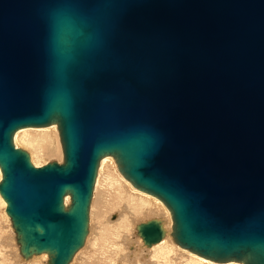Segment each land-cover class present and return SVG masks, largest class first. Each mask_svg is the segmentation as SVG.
Wrapping results in <instances>:
<instances>
[{"label":"water","instance_id":"95a60500","mask_svg":"<svg viewBox=\"0 0 264 264\" xmlns=\"http://www.w3.org/2000/svg\"><path fill=\"white\" fill-rule=\"evenodd\" d=\"M53 124L63 162L38 168L15 133ZM106 156L181 247L264 264V0H0V194L25 259L72 263Z\"/></svg>","mask_w":264,"mask_h":264},{"label":"bare ground","instance_id":"6f19581e","mask_svg":"<svg viewBox=\"0 0 264 264\" xmlns=\"http://www.w3.org/2000/svg\"><path fill=\"white\" fill-rule=\"evenodd\" d=\"M53 127H55L57 129L58 133H56L55 130H52V129L51 130H43V129L53 128ZM39 129H42V130H39ZM58 135H59V139H58ZM59 140H60V144H61L60 147L62 148V154H63V147H62L60 132H59L58 126L56 124L50 125L48 127L19 129L15 133V136H14L15 147L21 148L24 146V147L30 148L32 151L33 160L35 161L37 166L39 164H41L40 161H42V158H45L44 161H47L51 157V155L55 154L54 153L55 151H56V156H57V154L60 155L61 149L58 147L59 146V143H58ZM53 145H56L57 150H52ZM23 148H21V149H23ZM25 151H27V150H25ZM30 157H31V155H30ZM110 157L111 156H106L100 162V166L98 168V173L96 176V181H95L94 190H93V198H92L91 205H90V230H89V234L86 238L85 245L77 252V254L75 255L71 264H77L80 260V257L85 255L88 251V249L84 250V249H86L87 243H88V245H90L95 240V226L92 229V225H91L92 203H93V200L95 197V192H96V197L98 196V193H101L100 189H101L103 183L106 181V179H107L106 177L108 174L110 176V180H109L110 183L108 184V187H109L108 190L112 191V195H110V196H113V191H114L116 193V194H114V195H116V197L112 198V200L114 199L115 202H112L111 199H110V201L107 199L106 200L109 201V203L112 205L111 206L112 208L114 207V205H115V207H117L115 209H118V207H119V213H117L116 216L114 218H112L111 215L113 212L108 214L109 211L107 212V210H105L107 213L104 212L103 210L102 211L106 216H109V218L111 217V220H116L117 217H119V220H117L114 223L113 222L110 223V222H108L109 218L106 219V216L103 213H101V211L99 212L97 222H98L99 229H100L98 232V233H100V236L97 237V238H99L98 242L96 244L98 247L97 251H102L104 246L107 247L106 242L107 243L109 242L107 240L109 239V236H110L108 231L111 228L113 230H110V231H112V235L115 238V242L111 241L113 243V245L111 243L112 247H114V243H116V240L119 241V244L116 243L118 245V247L116 248L117 250L114 252L112 251V252L116 257L119 255L120 258H122L124 260L123 264H237L236 262L217 263V262L211 261L209 259H206L204 257H201L199 255L198 256L196 254L194 255L188 249L181 247L171 236V232L173 231V217H172L169 209L166 207V205L157 197L151 195V196L155 197L154 199H152V197L151 198L147 197L150 194L137 189L131 183V181L129 179H127L123 175V173H121L115 159L113 157L112 158L114 160L111 158L114 162L107 159ZM63 159H64V156H63ZM31 161H32V157H31ZM52 162H54V161H52ZM56 162H58V161H56ZM62 162H63V160H62ZM62 162H58V163L62 164ZM100 173H101V175H100ZM2 176H3L2 171L0 169V181L2 179ZM133 189L138 191V192H140V191L142 193L144 192V194L146 193L147 196H145L141 193H137ZM106 197L108 198V196H106ZM156 198H157V201L159 200L163 204H161V203L159 204L155 200ZM65 203L67 206L71 204V198L69 196L66 197ZM94 203H96V202H94ZM163 205L166 207V209L168 211L164 208ZM161 206L163 207V209L161 208ZM103 208H105V207L103 206ZM113 209H112V211H113ZM95 211H96V213L98 212L97 210H95ZM0 213H1L0 215L2 216L1 218L3 219V225L6 228H8V223L10 220L11 228H12V231L15 235V237H14L15 244L18 247V250H15V254H14V257H15L17 262L11 263L9 261V259L7 258L6 254H3V246H2V243L0 242V264H48L49 258L46 254L34 256L30 259H25L22 256L21 246L18 243L17 234L13 228L12 219L7 213V203L3 199L1 194H0ZM141 217H143V218L145 217V218L142 219ZM95 218H96V215H95ZM152 219H159L162 221L164 228L166 229V235L158 243H155L153 245H147L145 243L142 235L139 234L137 227H138V225H140L142 223H146L147 221L152 220ZM96 220H97V218H96ZM1 226H0V238H2V239H0V241H2L4 236L7 234L5 231L3 232L1 230ZM90 234H91V236H90ZM89 236H90V238H89ZM169 237L172 240L167 239ZM136 239H140V240H136ZM137 241H140V242H137ZM169 241H170V243H172V241H173L174 244L177 245L178 247H180L181 249L189 251L186 253L191 252L190 254H192L194 256L183 253L182 251H179L178 247L176 249L174 247L175 245L172 243L174 245L173 246L172 244L169 243ZM111 245H110V247H111ZM8 247H14V246L12 244H9V245H6L5 249L6 248L8 249ZM82 250H84V251H82ZM7 252H8V250H7ZM195 256H197L199 258H197ZM41 258H44V259H41ZM37 259H39V260H37ZM116 260H118V259H116ZM116 263H117V261H116ZM238 264H241V263H238Z\"/></svg>","mask_w":264,"mask_h":264},{"label":"rangeland","instance_id":"374dc122","mask_svg":"<svg viewBox=\"0 0 264 264\" xmlns=\"http://www.w3.org/2000/svg\"><path fill=\"white\" fill-rule=\"evenodd\" d=\"M55 126V125H54ZM52 127V126H51ZM55 130V132L56 133H58V131H57V129L55 128V127H53V128H48V129H43V130ZM39 130H42V129H39ZM17 136V135H16ZM57 136V135H56ZM58 139H59V135H58ZM59 148L61 149L60 150V155H58L57 154V156H56V151L54 152L55 154H53V155H51V157L47 160V161H44V159L45 158H42V161H40L41 162V164H39L38 166L36 165V163H35V161L33 160V156H32V151H31V149L30 148H28V147H21V148H23V149H25V150H27L29 153H30V155H31V157H32V162L34 163V165L36 166V167H42V166H44V165H46V164H48V163H50V162H52V161H58V162H62V160H63V154H62V148L60 147L61 146V144H60V140H59ZM17 144V143H16ZM56 148V149H55ZM52 149V148H51ZM52 150H57V147H56V145H53V149ZM112 157H110V158H107L108 160H111V161H113L112 159H111ZM106 160V159H105ZM114 162V161H113ZM100 175H101V173H100ZM120 175V174H119ZM100 177V176H99ZM98 177V178H99ZM121 177V176H120ZM107 179H106V181L103 183V185H102V187H101V189H100V192L101 193H98V196L96 197V192H95V197H94V200H93V203H92V214H91V218L93 219H91V225H92V229H93V227L95 226V242L93 241L90 245H88V243H87V246H86V249H84V250H87L88 249V251H87V253L85 254V255H83V256H81L80 257V260H79V262L77 263V264H123V259L122 258H120V256L118 255L117 257L113 254V252L114 251H116L117 249V247H118V245L116 244V243H118L119 244V241L118 240H116V243H114V247H112V245H113V243L112 242H115V238H114V236L112 235V231H110V230H113V229H111L110 228V230L108 231L109 232V234H110V236H109V239L107 240V241H109L108 243L106 242V245H107V247L106 246H104V248L102 249V251H97V242H98V239L99 238H97L98 236H100V233H98L99 232V225H98V216H99V212L101 211V213H103V211L104 212H106L105 210H107V212H108V214L109 213H112V218H114L115 216H116V214L117 213H119V207H118V209H115V208H117V207H115V205H114V209L111 207L112 205L109 203V201H110V199L112 200V198H114V197H116V195H114V194H116L114 191H113V196H110V195H112V191L110 190H108L109 189V187H108V184L110 183L109 182V180H110V176H109V174L107 175V177H106ZM122 178V177H121ZM124 180V179H123ZM126 182V181H125ZM127 183V182H126ZM128 184V183H127ZM129 185V184H128ZM130 186V185H129ZM106 187V188H105ZM134 190V189H133ZM111 193H109V192ZM134 191H136V190H134ZM137 193H141V194H143V195H145V196H147L146 195V193L144 194V192L142 193L141 191L140 192H138V191H136ZM109 193V194H108ZM100 196V197H99ZM106 196H108V198L106 197ZM110 197V198H109ZM147 197H152V199H154L155 197H153V196H151V195H148ZM109 200V201H107V200ZM156 201H157V198L155 199ZM107 201V202H106ZM94 202H96V203H94ZM112 202H115L114 201V199L112 200ZM111 202V203H112ZM159 204L161 203V204H163L161 201H157ZM108 203V204H107ZM98 205V206H97ZM110 205V206H109ZM96 206V207H95ZM103 206L105 207V208H103ZM164 206V205H163ZM110 207V208H109ZM102 208V209H101ZM161 208L163 209V207L161 206ZM164 208L166 209V207L164 206ZM97 210L98 212L96 213V211L95 210ZM111 211H110V210ZM112 209H113V211H112ZM103 210V211H102ZM117 210V211H116ZM167 210V209H166ZM116 211V212H115ZM168 211V210H167ZM106 212V213H107ZM169 213V212H168ZM1 214V213H0ZM104 214V213H103ZM94 215V216H93ZM95 215H96V218H97V220H96V218H95ZM105 215V214H104ZM106 216V215H105ZM2 216L0 215V226H1V230L4 232H6L7 234L4 236V238H3V240L2 241H0L1 243H2V246H3V254H6V256H7V258L9 259V261L11 262V263H16L17 261H16V259H15V257H14V254H15V250H18V247L16 246V244H15V240H14V237H15V235H14V233H13V231H12V228H11V223H10V220H9V223H8V228H6L4 225H3V219L1 218ZM107 218H109V216H106V219ZM142 219H144L143 217H141ZM9 219V218H8ZM95 219V220H94ZM110 220H111V217L109 218ZM108 219V222H116L117 220H119V217H117V219L116 220H109ZM100 220V219H99ZM2 221V222H1ZM4 228V229H3ZM113 228V227H112ZM7 230V231H6ZM97 235V236H96ZM90 236H91V234H90ZM90 236H89V238H90ZM88 238V239H89ZM113 238V239H112ZM0 239H2V238H0ZM167 239H169V240H172L170 237L169 238H167ZM136 240H140V239H136ZM112 241V242H111ZM137 242H140V241H137ZM168 242V241H167ZM110 243V244H109ZM111 243H112V245H111ZM169 243H170V241H169ZM172 243L174 244V242L172 241ZM172 243H170V244H172ZM9 244H12L14 247H8V249L6 248L5 249V247H6V245H9ZM172 244V245H173ZM110 245H111V247H110ZM175 245V244H174ZM173 245V246H174ZM90 246V247H89ZM176 249H177V245H175L174 246ZM111 248V249H110ZM113 249V250H112ZM115 249V250H114ZM7 250H8V252H7ZM84 250H82V251H84ZM105 250V251H104ZM110 250V251H109ZM178 250L179 251H182L183 253H186V252H189V251H187V250H184V249H181L180 247H178ZM113 251V252H112ZM133 252V251H132ZM100 253V254H99ZM113 255H112V254ZM191 253V252H190ZM190 253H186V254H189V255H192V254H194V253H192V254H190ZM100 255V256H99ZM103 255V256H102ZM195 255V254H194ZM194 255H192V256H194ZM198 256V255H197ZM197 256H195V257H197ZM94 258V259H93ZM100 258V259H99ZM197 258H199V257H197ZM41 259H44V258H41ZM40 259V260H41ZM116 259H118V260H116ZM201 259V258H200ZM37 260H39V259H37ZM116 261H117V263H116ZM238 264V263H237Z\"/></svg>","mask_w":264,"mask_h":264}]
</instances>
